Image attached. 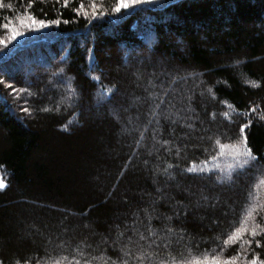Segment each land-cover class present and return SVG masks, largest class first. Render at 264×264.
I'll use <instances>...</instances> for the list:
<instances>
[{
	"label": "trees",
	"instance_id": "obj_1",
	"mask_svg": "<svg viewBox=\"0 0 264 264\" xmlns=\"http://www.w3.org/2000/svg\"><path fill=\"white\" fill-rule=\"evenodd\" d=\"M94 2L0 8V24L29 13L61 21L5 49L40 67L27 100L3 88L15 74L0 50V261L264 264V232L223 243L245 223L264 228V197L254 203L264 176V0H151L119 13L117 0ZM249 122L250 165L228 176L194 169Z\"/></svg>",
	"mask_w": 264,
	"mask_h": 264
},
{
	"label": "rangeland",
	"instance_id": "obj_2",
	"mask_svg": "<svg viewBox=\"0 0 264 264\" xmlns=\"http://www.w3.org/2000/svg\"><path fill=\"white\" fill-rule=\"evenodd\" d=\"M155 1H158V0H155ZM2 6H3V0H2ZM2 6H0V8ZM95 17H96L95 18L96 20L99 18L98 16H95ZM28 18L29 17L20 18L17 20L16 19L12 20L16 24V27L21 32H23V35L18 36L15 40L9 39V37H10L9 31L3 30V32L0 33V39L5 40V42H6V47L0 46V50L3 53L1 55H3V58L6 57L5 58L6 60L4 61L7 64V65L5 64L6 69L9 71L12 70L13 71L12 73L15 74V75H12L11 77H9V81L2 79V84H3V88L6 91H8V93L10 94L9 96H11L14 103H20L24 100H27L28 99V91L30 89V86L33 84L32 80L34 81L35 79L39 78L38 74H39V68L40 67H39V65L31 66L30 62H28V60H26V59H28L27 58L28 52L18 53L19 51H15L14 53H12L10 55L11 57L7 56L9 53L8 51L5 52V49H7L10 46V44L14 43V45H16L15 47H17V46L19 47L22 44L21 42H28L27 41L28 38L33 37V36H28V34L38 32V31L30 30V29H28V28H26V27H24L18 23L19 20H21V19L27 20ZM8 50H9V48H8ZM25 51H28V50L25 49ZM59 53H61V52L59 51ZM24 60H26V61H24ZM56 73L58 75L59 72H56ZM20 76L25 78V82H23L24 86L17 85L16 80ZM59 76H62V77L58 78V80H60V81H62L61 79L65 80L64 77H66V76L63 73H60ZM10 81H12V82H10ZM66 84L68 87V82ZM9 85H11V86H9ZM14 89H15V91H14ZM20 107H22V106H20ZM24 110H27V109H24ZM239 143H240V136L236 140H230V142L225 143V144H221L220 142H218V145H219L218 151L211 158V161L207 164H204V163L198 164L194 167V169L197 171H200V172L209 170V171L219 172L220 174H224L225 176L231 175V173L235 172L236 170L241 169V167H239V165H238V159H243V158L242 157H240V158L236 157L234 155V148L232 147L233 145H238ZM220 145H224V148L222 149L220 147ZM251 161L252 160H249V162L246 165H244V167H246L247 165H250ZM0 179H2L4 182H6V176L4 175V173L2 171H0ZM263 197H264V176L262 178H260V180L257 184V194L255 196L254 203L262 202ZM248 219H249V224H251V221L252 222L254 221L253 213H252V217L248 218ZM262 220L264 221V218Z\"/></svg>",
	"mask_w": 264,
	"mask_h": 264
},
{
	"label": "snow or ice",
	"instance_id": "obj_3",
	"mask_svg": "<svg viewBox=\"0 0 264 264\" xmlns=\"http://www.w3.org/2000/svg\"><path fill=\"white\" fill-rule=\"evenodd\" d=\"M32 0H29V3L31 4ZM151 0H117V7L114 9L115 12L119 13L121 9H130L134 6H139L145 3H150ZM65 5H67V0H64ZM0 6H2V0H0ZM83 3H81L78 6L77 11H80L83 9ZM93 8H95V2L93 0ZM61 21L59 19L57 20H45V19H38L34 14L29 13V18L27 20L21 19L18 21L19 24L22 26L33 30V31H39L41 29H44L46 27L51 26L52 24H59ZM0 28H3L6 31L10 32V40H15L18 36L23 35V32H21L17 27L16 24L9 20L4 24H0ZM0 46L6 47V42L3 39H0ZM11 86V85H9ZM15 91V89H14ZM254 111V109H253ZM261 119H264V117H261ZM251 122L248 124H241L239 131H240V143L238 145H233L234 148V155L238 158L242 157L243 159H238V165L239 167L243 168L244 165H246L249 160H255L256 157L252 155V151L250 148L247 147V134L245 133V129L250 127ZM220 147L223 149L224 145H220ZM189 171H193L194 169H188ZM6 187L5 182L0 179V190L4 189ZM253 209H249L248 211V218L252 217ZM247 219V218H246ZM245 231H249L250 237H256L260 232H264V228H261L259 224H254L250 229H248L247 224L245 223L241 228L235 229L234 232H232L227 239L223 241L224 245L227 246L232 243H236L237 241L242 239L243 233ZM253 243L252 239L243 240V244L250 245ZM255 243L257 245L260 244L259 240H256ZM240 253H237L239 255ZM235 257H230L228 260H225L222 262V264H234ZM0 264H3L2 261H0ZM19 264V262H17ZM213 264H221L218 258H213ZM249 264H257V258L253 257V259L249 262Z\"/></svg>",
	"mask_w": 264,
	"mask_h": 264
}]
</instances>
